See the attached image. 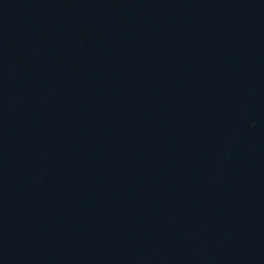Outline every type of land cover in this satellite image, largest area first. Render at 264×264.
Here are the masks:
<instances>
[{"label":"water","instance_id":"1","mask_svg":"<svg viewBox=\"0 0 264 264\" xmlns=\"http://www.w3.org/2000/svg\"><path fill=\"white\" fill-rule=\"evenodd\" d=\"M0 264H264V0H0Z\"/></svg>","mask_w":264,"mask_h":264}]
</instances>
